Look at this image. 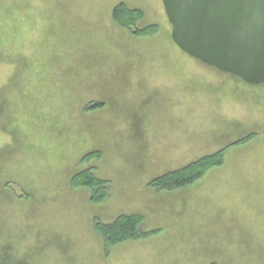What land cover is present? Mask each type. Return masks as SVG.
Listing matches in <instances>:
<instances>
[{
    "label": "rangeland",
    "instance_id": "rangeland-1",
    "mask_svg": "<svg viewBox=\"0 0 264 264\" xmlns=\"http://www.w3.org/2000/svg\"><path fill=\"white\" fill-rule=\"evenodd\" d=\"M121 3L156 35L117 27ZM225 148L195 184L149 186ZM90 168L101 205L71 186ZM126 215L158 234L106 251L95 219ZM0 264H264V85L182 52L163 0H0Z\"/></svg>",
    "mask_w": 264,
    "mask_h": 264
},
{
    "label": "water",
    "instance_id": "water-1",
    "mask_svg": "<svg viewBox=\"0 0 264 264\" xmlns=\"http://www.w3.org/2000/svg\"><path fill=\"white\" fill-rule=\"evenodd\" d=\"M172 40L190 57L264 85V0H163Z\"/></svg>",
    "mask_w": 264,
    "mask_h": 264
},
{
    "label": "trees",
    "instance_id": "trees-1",
    "mask_svg": "<svg viewBox=\"0 0 264 264\" xmlns=\"http://www.w3.org/2000/svg\"><path fill=\"white\" fill-rule=\"evenodd\" d=\"M112 19L117 27L128 31L136 37H151L158 32L157 27L150 26L145 30L137 28L143 19V13L129 9L125 3L118 4L112 11ZM256 135H250L246 139L236 142L233 146H240L249 143ZM228 149V148H227ZM227 149L203 157L188 166L173 172H169L153 180L149 186L157 191L173 193L185 189L201 180L212 169L221 167L224 164V157ZM99 152L87 154L82 163H89L92 160L100 159ZM71 186L75 190L87 189L90 191V203L92 205L103 204L108 197L109 184L95 176L92 168L82 171L72 177ZM144 218L140 215L120 216L112 224H103L98 219L94 221V230L101 237L105 249L118 246L123 243L148 239L158 232H141Z\"/></svg>",
    "mask_w": 264,
    "mask_h": 264
},
{
    "label": "crops",
    "instance_id": "crops-1",
    "mask_svg": "<svg viewBox=\"0 0 264 264\" xmlns=\"http://www.w3.org/2000/svg\"><path fill=\"white\" fill-rule=\"evenodd\" d=\"M155 180V179H154ZM152 182V181H151ZM183 190V189H182ZM162 192V191H161ZM176 192V191H175Z\"/></svg>",
    "mask_w": 264,
    "mask_h": 264
}]
</instances>
